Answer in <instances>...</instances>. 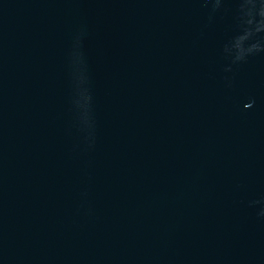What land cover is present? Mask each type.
<instances>
[{
	"label": "water",
	"instance_id": "water-1",
	"mask_svg": "<svg viewBox=\"0 0 264 264\" xmlns=\"http://www.w3.org/2000/svg\"><path fill=\"white\" fill-rule=\"evenodd\" d=\"M0 264H264V0H0Z\"/></svg>",
	"mask_w": 264,
	"mask_h": 264
}]
</instances>
